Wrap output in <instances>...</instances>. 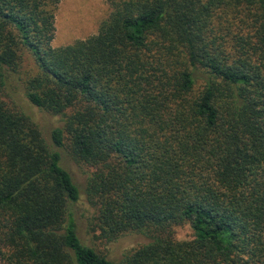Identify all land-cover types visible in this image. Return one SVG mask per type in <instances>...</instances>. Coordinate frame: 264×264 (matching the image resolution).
<instances>
[{
  "label": "trees",
  "instance_id": "obj_1",
  "mask_svg": "<svg viewBox=\"0 0 264 264\" xmlns=\"http://www.w3.org/2000/svg\"><path fill=\"white\" fill-rule=\"evenodd\" d=\"M107 1L55 47L60 0H0V264H264V0ZM63 149L101 237L149 239L119 263L79 235Z\"/></svg>",
  "mask_w": 264,
  "mask_h": 264
},
{
  "label": "rangeland",
  "instance_id": "obj_2",
  "mask_svg": "<svg viewBox=\"0 0 264 264\" xmlns=\"http://www.w3.org/2000/svg\"><path fill=\"white\" fill-rule=\"evenodd\" d=\"M112 11V6L107 0H60L56 10V31L52 41L53 46H65L98 32L100 24ZM31 58H28L24 70L34 66ZM14 99L42 125L45 131L50 126L61 125L60 115H52L28 103L23 89L12 90ZM47 129V130H46ZM63 164L69 170L78 184L81 192L79 201L73 210L77 222L78 232L82 240L94 246L98 251L105 253L113 262L119 263L122 258L149 241L142 234H125L113 241H107L100 235L97 228L98 209L89 195L86 193L89 177L96 171L95 167L85 163H79L72 158L68 150L63 149ZM174 237L178 240L193 238V230L186 223L174 227Z\"/></svg>",
  "mask_w": 264,
  "mask_h": 264
}]
</instances>
